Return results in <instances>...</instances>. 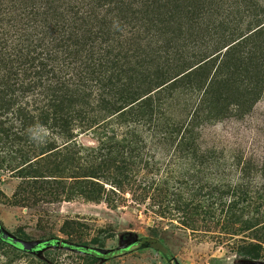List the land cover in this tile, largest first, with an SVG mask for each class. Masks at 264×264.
Segmentation results:
<instances>
[{
    "label": "trees",
    "instance_id": "trees-1",
    "mask_svg": "<svg viewBox=\"0 0 264 264\" xmlns=\"http://www.w3.org/2000/svg\"><path fill=\"white\" fill-rule=\"evenodd\" d=\"M211 5V0H0V171L19 180L12 204L82 199L115 206L128 192L132 201L156 207L152 211L162 217L177 214L185 228L240 236L235 252L259 259L264 187L239 182L244 168L234 181L215 179L223 162L215 155L218 150L198 147L195 126L212 113L221 115L233 89L240 106L257 99L264 89V57L228 46L202 92L203 109L194 110L183 126L166 98L201 77L205 64L172 76L169 67L150 68L146 61L138 69L126 68L120 63L125 55L115 51L118 44L112 38L109 44L110 32L119 28L111 30V17L164 29L172 23L179 35L201 23ZM184 40L188 48L201 45L197 35ZM204 57L195 51L190 66ZM181 61L180 56L175 64ZM232 67L254 77L241 92L231 85ZM205 110V117L198 115ZM82 135L90 138L83 141ZM168 153L169 163L180 162L185 169L179 179L169 168L172 185L162 167ZM234 163L238 167L241 161ZM256 169L264 180V159ZM179 182L185 190L175 186ZM83 227L66 220L61 226L65 238H50L33 250L0 236V264H62L57 259L61 248L76 252L79 264H99L107 257L100 249L104 239H86ZM17 237L28 239L23 231Z\"/></svg>",
    "mask_w": 264,
    "mask_h": 264
},
{
    "label": "rangeland",
    "instance_id": "rangeland-1",
    "mask_svg": "<svg viewBox=\"0 0 264 264\" xmlns=\"http://www.w3.org/2000/svg\"><path fill=\"white\" fill-rule=\"evenodd\" d=\"M211 1V12L204 14L205 19L188 31L181 30L179 35L172 23L167 26L173 30L170 33L171 30L164 29L161 24L157 27L140 21L128 24L120 16L110 18L111 30L115 31L113 25L119 28L116 34L110 32L109 44L111 38L114 46L118 44L115 51L125 55L120 63L127 64L126 68L138 69V65L146 61L144 66L150 68H154L155 64L169 67L168 75L172 76L181 70L186 73L205 64L203 70L199 71L201 77L174 89L169 93L172 94L171 98L166 94L171 114L177 115L176 118L181 119L183 126L190 120L194 110L199 107L203 109L204 105L200 101L202 92L219 71L220 55L228 46L234 44L237 48L240 45L243 54L250 48L264 57V0ZM219 22L223 25L220 26ZM219 27L227 28L222 31ZM216 32L226 37L218 40ZM195 35L200 39L201 45L188 48L184 38L188 37L190 41ZM195 51L204 52L205 57L199 62L195 60L196 63L190 66ZM180 56L182 61L175 64V59ZM230 69L233 72L230 74L231 82H234L231 85L237 92L243 91L247 79L254 81V77L245 76L238 68ZM232 91L221 115L212 113L208 119H201L195 126V131L199 132L196 141L198 147L218 150L215 155L223 162V166L219 167L220 174L214 176L215 179L234 181L239 169L244 168L247 173L242 180L240 175L237 177L239 182H245L250 187L253 186V189L260 186L263 188L264 183H261L264 180L256 171V166L259 167L264 159V89L257 99L245 106L236 104L237 93H234V89ZM207 114L206 110L198 113L201 117ZM89 138L87 135L80 137L83 141ZM170 156L171 153H168L162 159V167L172 185L174 178L171 177L169 168L174 170L173 176L179 179V174L185 169L180 162L169 163L166 159ZM237 159L241 161L238 167L235 163L232 165ZM242 162H245L244 165ZM208 178L212 179L210 176ZM18 183L17 178L0 171V229L14 236L23 231L28 235L25 240L41 243L56 236L65 238L66 235L61 231L63 222L76 220L84 226L86 239L92 236L104 239L100 249L107 257L102 258L99 264H264V249L257 260L246 259L235 252V242L240 236L224 238L217 231H193L185 228L177 221L175 210H171L174 216L162 217L152 211L156 207L132 201L128 192L124 194V201L117 202L115 206L103 201L96 203L73 199L29 207L11 202L10 197ZM175 186L185 190L184 184L180 182L175 183ZM171 216L173 219L169 218ZM151 240H156L160 245H153ZM76 254L61 248L57 259L62 264H79Z\"/></svg>",
    "mask_w": 264,
    "mask_h": 264
},
{
    "label": "water",
    "instance_id": "water-1",
    "mask_svg": "<svg viewBox=\"0 0 264 264\" xmlns=\"http://www.w3.org/2000/svg\"><path fill=\"white\" fill-rule=\"evenodd\" d=\"M0 235L4 238H8L9 240H11L14 243H17L24 250L39 249L41 246H45L48 244L47 241L40 243L38 241L25 240V239L19 238L17 236H14V235L8 233L7 231L1 230V229H0Z\"/></svg>",
    "mask_w": 264,
    "mask_h": 264
}]
</instances>
